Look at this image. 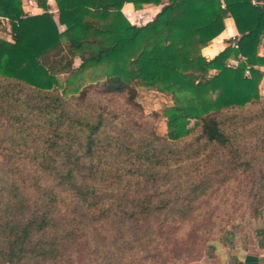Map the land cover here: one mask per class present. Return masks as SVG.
I'll use <instances>...</instances> for the list:
<instances>
[{
  "label": "trees",
  "instance_id": "obj_1",
  "mask_svg": "<svg viewBox=\"0 0 264 264\" xmlns=\"http://www.w3.org/2000/svg\"><path fill=\"white\" fill-rule=\"evenodd\" d=\"M36 1L0 0V264H179L187 230L233 245L230 221L196 220L236 181L227 213H264V0ZM126 2L161 9L139 25ZM228 15L240 36L208 59ZM140 87L171 96L166 135Z\"/></svg>",
  "mask_w": 264,
  "mask_h": 264
},
{
  "label": "rangeland",
  "instance_id": "obj_2",
  "mask_svg": "<svg viewBox=\"0 0 264 264\" xmlns=\"http://www.w3.org/2000/svg\"><path fill=\"white\" fill-rule=\"evenodd\" d=\"M130 18L132 21H135L136 17L130 15ZM79 63L80 60L77 59L75 64L78 65ZM61 80L65 85L64 76H61ZM261 99L264 100V93L261 95ZM136 100L140 104L142 110L139 112V115L143 113L145 119L155 123L158 134L162 136L166 135L167 123L164 116V108L172 105L173 101L171 96L155 89L140 87ZM191 125L194 126V120ZM234 187H240L238 181L231 182L221 188V192L227 189V193L223 191L220 195L214 196L205 202V206L202 208V212L196 221L201 223H215L216 227L220 226L219 223H225L223 220L230 221L228 223V229L231 232L233 244L255 252L259 247V240L264 237L262 235L258 236L256 233V229L264 228V213L258 218H252L247 214L244 215L243 210L237 209L238 212L230 216L227 212H229V210L234 211V207L237 208L241 204L235 199L234 193L231 192V190H235ZM188 232L187 230L185 234L176 240L182 247V252L187 250L188 246V252L183 253L184 256L182 260L178 262L179 264H234L233 260L227 256V247L231 246L228 241H221L220 239L214 240V248L204 246V248H202V243L197 247H192L191 244H189ZM222 235L224 236V234Z\"/></svg>",
  "mask_w": 264,
  "mask_h": 264
},
{
  "label": "crops",
  "instance_id": "obj_3",
  "mask_svg": "<svg viewBox=\"0 0 264 264\" xmlns=\"http://www.w3.org/2000/svg\"><path fill=\"white\" fill-rule=\"evenodd\" d=\"M49 5V11L53 13L55 19L58 17V7L55 0H47ZM24 12L28 15H38L45 12V10L39 6L36 0H23ZM161 6L154 4H144L142 8H136L133 3L126 2L122 8L123 13L130 19V15L135 16V24H144L147 21L152 20L156 14L160 11ZM139 18V19H138ZM140 20V21H139ZM226 27L224 31L214 38L206 47L202 49V53L208 59L213 58L223 49H225L231 43H235L240 34L238 33L233 18L228 15L225 19ZM12 36V30H0V37L10 40ZM260 55H264V39L260 45L259 50ZM242 59L235 57H230L228 59V64L230 66H237ZM264 70V66L261 67ZM217 73V70H210V75ZM264 86V79L260 84V95L261 87ZM227 256L232 259L234 264L242 262L244 264H264V248L260 246L256 251L247 250L246 248L237 246L236 244L227 247ZM218 251V250H216Z\"/></svg>",
  "mask_w": 264,
  "mask_h": 264
},
{
  "label": "built area",
  "instance_id": "obj_4",
  "mask_svg": "<svg viewBox=\"0 0 264 264\" xmlns=\"http://www.w3.org/2000/svg\"><path fill=\"white\" fill-rule=\"evenodd\" d=\"M0 30H12V21L8 17L2 15L1 13H0ZM246 74H249V71H246ZM261 93L262 94L264 93V86L261 87Z\"/></svg>",
  "mask_w": 264,
  "mask_h": 264
}]
</instances>
